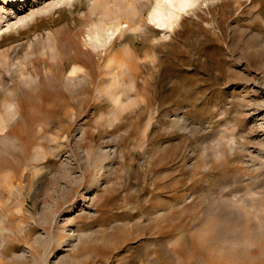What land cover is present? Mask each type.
Instances as JSON below:
<instances>
[{
	"label": "rangeland",
	"instance_id": "rangeland-1",
	"mask_svg": "<svg viewBox=\"0 0 264 264\" xmlns=\"http://www.w3.org/2000/svg\"><path fill=\"white\" fill-rule=\"evenodd\" d=\"M155 3L0 2V264H264V0Z\"/></svg>",
	"mask_w": 264,
	"mask_h": 264
},
{
	"label": "bare ground",
	"instance_id": "bare-ground-1",
	"mask_svg": "<svg viewBox=\"0 0 264 264\" xmlns=\"http://www.w3.org/2000/svg\"><path fill=\"white\" fill-rule=\"evenodd\" d=\"M18 0H0L1 4H5V3H10V2H16ZM101 0H98V2H100ZM199 2V0H156V3L153 6V9H151L150 13H149V17L148 20L152 23H155L159 28L162 29H172L175 25V22H177L183 15L184 12H187L189 9H192L197 3ZM95 8H93L94 10ZM94 11H92V13H88L86 15L87 17V22H92L93 23V13ZM23 22V21H21ZM20 22V23H21ZM19 23V24H20ZM27 23H25L24 25H26ZM18 25V24H17ZM121 25H118L117 28H114V26H109L107 31L112 30V32L109 34L110 36L108 37V40H111L115 31H118L120 29ZM102 30L101 27L96 28L95 30H93L90 34H88L89 40L94 43L93 47L94 48H98L99 45H104L107 42V39H105V43L103 41V34H102ZM87 43V42H86ZM114 44V43H113ZM9 60V56L7 54H4L0 57V63H2V65L5 66V64L8 63ZM31 61V59H30ZM32 63V62H31ZM34 63V62H33ZM63 64V63H62ZM60 65V64H59ZM64 67V66H63ZM62 67V68H63ZM79 70L78 68H76L75 66L67 73L68 75V80L71 83V81H75L77 78V74H78ZM63 75L65 76V74L63 73ZM60 80L63 79V77H59ZM66 86V85H65ZM70 86V85H69ZM66 86L67 89L70 90V87ZM72 86V85H71ZM65 87V88H66ZM72 88V87H71ZM66 89V90H67ZM71 93V91H70ZM5 96V95H4ZM3 96V97H4ZM9 115H7L8 118L5 119H9V118H14L18 112H16L15 110H11L9 113ZM2 118V119H4ZM5 122V121H4ZM2 129V128H1ZM257 216V215H256ZM258 218V217H257ZM260 218V215H259ZM227 220V219H226ZM263 220V219H262ZM259 221V219H258ZM249 223V222H248ZM225 224V223H224ZM223 224V225H224ZM230 224V223H229ZM254 224V223H253ZM219 225V224H218ZM261 225V224H260ZM222 226V225H221ZM264 227V226H263ZM217 228V227H216ZM262 228V227H261ZM251 229V228H250ZM264 229V228H263ZM248 230V228H247ZM244 231V230H243ZM250 232V231H249ZM252 232V230H251ZM241 233V232H240ZM253 233V232H252ZM238 234V233H237ZM257 234V232H256ZM261 233H259L260 235ZM249 235V234H248ZM243 236V235H242ZM255 236V233H254ZM254 236L252 237V235L250 237L254 238ZM257 236V235H256ZM263 236V235H260ZM241 237V235H240ZM259 238V236H257ZM242 238V237H241ZM261 238V237H260ZM223 240V239H222ZM255 240V238H254ZM246 242H250L251 243V239H249V241L246 239ZM245 242V244H246ZM244 243V241L242 242ZM257 243V242H255ZM252 244L255 245L256 244ZM258 244V243H257ZM249 247V245H248ZM259 247V246H258ZM238 254V253H237ZM162 264V263H161Z\"/></svg>",
	"mask_w": 264,
	"mask_h": 264
}]
</instances>
